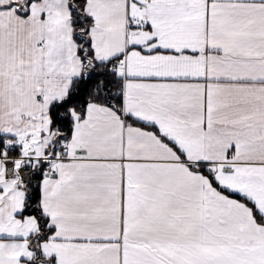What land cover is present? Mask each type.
Instances as JSON below:
<instances>
[{
    "label": "snow or ice",
    "instance_id": "snow-or-ice-1",
    "mask_svg": "<svg viewBox=\"0 0 264 264\" xmlns=\"http://www.w3.org/2000/svg\"><path fill=\"white\" fill-rule=\"evenodd\" d=\"M0 264H264V0H0Z\"/></svg>",
    "mask_w": 264,
    "mask_h": 264
}]
</instances>
